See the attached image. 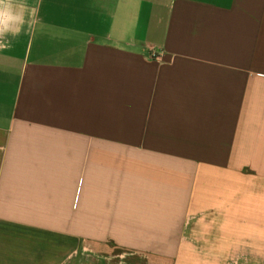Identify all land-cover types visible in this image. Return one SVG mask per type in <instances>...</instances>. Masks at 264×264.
<instances>
[{"label": "crops", "instance_id": "1", "mask_svg": "<svg viewBox=\"0 0 264 264\" xmlns=\"http://www.w3.org/2000/svg\"><path fill=\"white\" fill-rule=\"evenodd\" d=\"M0 264H264V0H0Z\"/></svg>", "mask_w": 264, "mask_h": 264}, {"label": "built area", "instance_id": "2", "mask_svg": "<svg viewBox=\"0 0 264 264\" xmlns=\"http://www.w3.org/2000/svg\"><path fill=\"white\" fill-rule=\"evenodd\" d=\"M152 57H153V58H157V57H158V55H157V54H155V53H153Z\"/></svg>", "mask_w": 264, "mask_h": 264}]
</instances>
